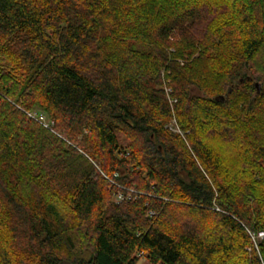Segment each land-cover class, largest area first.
<instances>
[{
  "label": "trees",
  "instance_id": "trees-1",
  "mask_svg": "<svg viewBox=\"0 0 264 264\" xmlns=\"http://www.w3.org/2000/svg\"><path fill=\"white\" fill-rule=\"evenodd\" d=\"M144 256L264 264V0H0V264Z\"/></svg>",
  "mask_w": 264,
  "mask_h": 264
},
{
  "label": "rangeland",
  "instance_id": "rangeland-1",
  "mask_svg": "<svg viewBox=\"0 0 264 264\" xmlns=\"http://www.w3.org/2000/svg\"><path fill=\"white\" fill-rule=\"evenodd\" d=\"M149 49L150 51L154 52V48L152 47H149L147 48L146 47V50ZM185 61L184 59L181 60V62ZM161 74L163 75L162 77L164 78V89L167 90V91H170V86H169V83H170V79L166 78L165 77V71L162 70L161 71ZM170 101L172 103L176 102L175 99L173 100L172 97L170 98ZM36 111L38 112H42L43 116H44V122L46 123V125H48L49 127H46V125H44L46 128H50L51 130L53 129V120L52 118L44 111H41L39 108H36V109H33L31 110L30 113H35ZM40 117V115L38 116ZM166 127L169 128V130H171L172 132L174 133H180L181 135L184 136V132L181 130L180 126H179V122H178V117H177V111L175 110V108H173L172 110V115L171 117L169 118V121L166 125ZM53 131H55V129H53ZM118 138H119V141L121 143V145L124 147V148H128L129 145H130V140L122 133H118ZM263 234V233H262ZM262 234L259 233L258 236H253V240L255 242V245H258L259 241L261 240L262 238ZM138 264H151L148 259L144 256L142 257Z\"/></svg>",
  "mask_w": 264,
  "mask_h": 264
},
{
  "label": "built area",
  "instance_id": "built-area-1",
  "mask_svg": "<svg viewBox=\"0 0 264 264\" xmlns=\"http://www.w3.org/2000/svg\"><path fill=\"white\" fill-rule=\"evenodd\" d=\"M29 115L37 120H39L43 125H46V123L44 122V116L42 113H29ZM40 115V117H38ZM46 127H49L48 125H46ZM262 234V233H261ZM262 237H263V234H262Z\"/></svg>",
  "mask_w": 264,
  "mask_h": 264
},
{
  "label": "water",
  "instance_id": "water-1",
  "mask_svg": "<svg viewBox=\"0 0 264 264\" xmlns=\"http://www.w3.org/2000/svg\"><path fill=\"white\" fill-rule=\"evenodd\" d=\"M258 86V85H257Z\"/></svg>",
  "mask_w": 264,
  "mask_h": 264
}]
</instances>
